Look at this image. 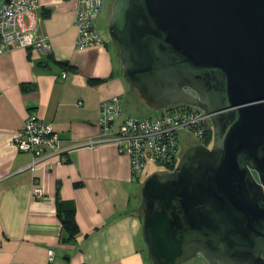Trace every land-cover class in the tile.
I'll use <instances>...</instances> for the list:
<instances>
[{
    "label": "water",
    "instance_id": "95a60500",
    "mask_svg": "<svg viewBox=\"0 0 264 264\" xmlns=\"http://www.w3.org/2000/svg\"><path fill=\"white\" fill-rule=\"evenodd\" d=\"M108 20L129 88L215 133L140 188L148 260L264 264V0H115Z\"/></svg>",
    "mask_w": 264,
    "mask_h": 264
},
{
    "label": "crops",
    "instance_id": "0c3cea01",
    "mask_svg": "<svg viewBox=\"0 0 264 264\" xmlns=\"http://www.w3.org/2000/svg\"><path fill=\"white\" fill-rule=\"evenodd\" d=\"M40 4L51 53L16 48L0 55V264H152L142 238L140 180L114 141L99 142L104 100L134 96L105 16L96 19L102 45L81 49L79 0ZM32 113L54 127L64 151L27 168L34 157L14 138ZM35 184L42 198L33 197ZM70 210L80 233L64 241L60 213Z\"/></svg>",
    "mask_w": 264,
    "mask_h": 264
},
{
    "label": "built area",
    "instance_id": "2783aa9c",
    "mask_svg": "<svg viewBox=\"0 0 264 264\" xmlns=\"http://www.w3.org/2000/svg\"><path fill=\"white\" fill-rule=\"evenodd\" d=\"M103 5L104 0H79L75 18L79 33L76 45L79 48L102 45L96 19ZM40 6V0H4L0 4V55L16 48H34L44 54L51 53L50 38L41 27L42 16H37ZM123 110L124 101L121 96L104 100L98 122L101 136L99 142L114 141L120 147L121 153L130 158L135 180H140L149 162L165 169L176 166L185 135L195 138L198 141L196 143L208 145L202 143V140L205 128H213L212 120L199 108L181 104L171 106L154 117L126 114ZM119 120L120 125L114 130ZM14 140L19 151L30 152L34 157L33 164L27 168L47 156L64 151L60 148L61 138L54 127L35 113L30 115ZM94 142L90 141L87 145ZM64 160L63 157L59 162ZM43 195V188L35 184L33 197L42 198ZM47 254L48 262H53L56 255L54 250L49 249Z\"/></svg>",
    "mask_w": 264,
    "mask_h": 264
},
{
    "label": "rangeland",
    "instance_id": "374dc122",
    "mask_svg": "<svg viewBox=\"0 0 264 264\" xmlns=\"http://www.w3.org/2000/svg\"><path fill=\"white\" fill-rule=\"evenodd\" d=\"M115 2V0H104V5H103V10H102V15L105 16V19L103 21H105V25L107 26V31H108V23H109V15L111 12V6L113 5V3ZM134 92V96H125L123 98L124 101V112L126 114H131V115H141L143 117L146 116H157L158 114H160L162 111H153L151 110L148 105L141 100L139 93L136 89L133 90ZM214 141V140H213ZM198 142L195 138L193 139L192 137H189L188 135L184 136V140L182 141V146L179 152L180 159H181V155L183 154V152L188 149L189 147L193 146L194 143ZM213 143V142H212ZM214 144V143H213ZM213 144L211 146H213ZM176 167V166H175ZM146 171H144V173L142 174V177L140 178V182H139V186L140 188L142 187L143 183L145 182L146 178L149 177L150 174L155 173V172H160V171H165L166 169L156 165L152 162H149V164L146 166ZM187 264H208L207 261L205 259H203L202 257L199 258H195L191 261H189Z\"/></svg>",
    "mask_w": 264,
    "mask_h": 264
},
{
    "label": "trees",
    "instance_id": "16d2710c",
    "mask_svg": "<svg viewBox=\"0 0 264 264\" xmlns=\"http://www.w3.org/2000/svg\"><path fill=\"white\" fill-rule=\"evenodd\" d=\"M214 139L215 133L213 131V128L211 126L206 127L202 143H206L211 146ZM174 169L175 165H172L166 168V171H172ZM60 219L62 220V225L65 230L63 240L71 241L80 233L77 219L75 218V212L73 210H70L69 212L60 213Z\"/></svg>",
    "mask_w": 264,
    "mask_h": 264
}]
</instances>
